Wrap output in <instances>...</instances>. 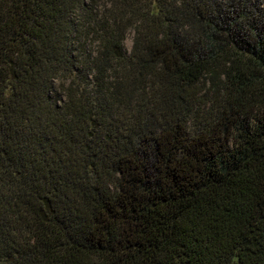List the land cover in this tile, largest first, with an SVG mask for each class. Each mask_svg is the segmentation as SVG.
<instances>
[{"label":"trees","instance_id":"obj_1","mask_svg":"<svg viewBox=\"0 0 264 264\" xmlns=\"http://www.w3.org/2000/svg\"><path fill=\"white\" fill-rule=\"evenodd\" d=\"M0 264H264V0H0Z\"/></svg>","mask_w":264,"mask_h":264},{"label":"rangeland","instance_id":"obj_2","mask_svg":"<svg viewBox=\"0 0 264 264\" xmlns=\"http://www.w3.org/2000/svg\"><path fill=\"white\" fill-rule=\"evenodd\" d=\"M133 32H129L126 38V46L130 50L132 47Z\"/></svg>","mask_w":264,"mask_h":264}]
</instances>
